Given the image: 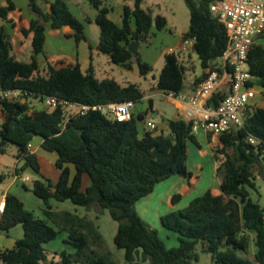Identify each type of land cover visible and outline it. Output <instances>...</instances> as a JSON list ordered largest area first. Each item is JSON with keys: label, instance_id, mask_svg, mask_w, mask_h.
<instances>
[{"label": "trees", "instance_id": "16d2710c", "mask_svg": "<svg viewBox=\"0 0 264 264\" xmlns=\"http://www.w3.org/2000/svg\"><path fill=\"white\" fill-rule=\"evenodd\" d=\"M27 1L33 18L29 28H23L21 33L25 38L32 36L29 61L15 56L10 31L5 24L0 26V119H3L0 154H9L14 146L16 157L24 161L17 173L27 168L39 173L40 164L30 147L40 136L42 148L58 155L56 167L60 178L57 183L48 179L33 183L31 191L44 202L45 219L36 217L16 195L7 194L0 231L8 234L21 225L24 236L12 249H0V263L119 264L94 218L55 210L53 200L70 201L74 206L97 213L107 210L117 222L114 245L124 252L127 264H197L199 250L211 255L215 264H264V209L252 199L250 192L257 190L256 171L264 176V107L251 106L242 127L219 136L216 154L225 157L217 169L221 193L209 190L185 208L161 217L162 226L179 235L178 246L168 247L158 230L142 219L136 204L172 176L192 178L188 169V143L198 144L193 120H170L168 133L147 129L140 136L135 114L129 121H118L97 110L81 115L61 107H45L47 97L88 106L124 101L136 104L146 92L137 84L122 86L114 79L97 78L92 63L84 72L78 62L59 68L49 62L45 53L46 26L55 30L70 27L73 33L66 37L78 45L88 42L86 23L92 20L89 17L85 22L80 20L66 0H53L49 11L42 8L40 0ZM87 1L96 11L94 22L100 30L98 51L125 69L137 66L143 76L152 72V66L129 47L133 42H149L154 27L166 29V17L154 16L152 9H144L145 0H134L132 7L124 5L122 24L118 25L110 19L111 9L103 0ZM184 1L190 12V26L183 34V42L193 40L192 52L203 69L194 86L207 77L209 70L215 69L227 48L228 36L225 25L211 12L215 0ZM15 9L11 0L6 6L0 5V19L7 21ZM261 39L264 33L258 38ZM184 50L182 45L179 51L165 56L156 88L167 95L179 96L186 90L189 68L184 61ZM41 56L46 60L44 66L39 61ZM247 62L258 86L264 90V44L253 45ZM10 91L18 96H6ZM228 93V88H222L210 103L218 105ZM30 99L42 105L32 104ZM68 165L76 169L73 177ZM85 174L91 184L83 191ZM5 178V174H0V182ZM181 198V194H175L172 204L176 205ZM60 233L67 235L64 242L74 252H50L45 248ZM252 243L255 253L250 258Z\"/></svg>", "mask_w": 264, "mask_h": 264}, {"label": "crops", "instance_id": "0c3cea01", "mask_svg": "<svg viewBox=\"0 0 264 264\" xmlns=\"http://www.w3.org/2000/svg\"><path fill=\"white\" fill-rule=\"evenodd\" d=\"M11 1L15 4L16 9L9 14L7 21L0 19V26L5 24L7 28H9V25L13 26L14 24L13 26L14 29L18 30V27L21 22V21L19 22V19L21 18L22 15L26 14L28 16V20L26 21L27 22L26 24H23L20 27L19 30L21 32L23 28H29L30 20L33 18V14L28 9L27 0H11ZM52 1L53 0H40V4L44 10L49 11L50 3ZM66 1L69 4L72 12L80 20L85 22V19L87 17H89L92 20L91 23H86V25H91L95 23L94 18L96 16V11L89 4L87 0H66ZM126 4L132 7L134 5V0L126 1V3L122 5V8ZM0 5L1 6L8 5V0H0ZM142 7L144 9H149L148 7L145 6V1L142 4ZM122 14L120 16V20L118 21H115L111 18V12L109 14V17L115 23L121 25ZM13 15H17L16 16L17 19ZM153 15L155 16L154 12ZM46 27H47L46 30L47 39L45 45V53L47 56V60L51 62L53 65H55L58 59L63 58V56H66L69 57L71 64H75L77 62L80 63L81 69L84 72H86L90 66V63H92L93 71L97 78L101 80L114 79L122 86H126L129 83L137 84L140 87V89L146 92V95L143 99L151 100L152 107H149L147 111H145L144 113H140L136 111V104L134 109V114L137 119L140 136H142L144 131L147 130L146 128L147 121H152L156 125L157 130L168 133L167 124L170 120L183 119L189 121L194 119L188 116L189 111L193 110L189 100L193 95L196 87L198 86V85L193 86L194 80L196 78L201 77L196 75L194 69H191L192 76L190 81L186 82V90L184 92L186 98L183 99L178 96L167 95L156 88L159 75L154 74L153 71L143 76L140 74L137 66H134V69L132 70H128L112 63L107 55L98 51L97 46L99 43V39L96 41L92 40L90 38V35L88 34L87 27L85 32L88 38V42H81L79 43V45L76 44V49L74 50L75 55L74 54L69 55L64 51H62L63 50L62 48L56 49L54 46L56 42L60 43L63 40L74 41V39L66 37V35L73 33V30L70 27H64L63 29L60 30L52 29L50 26H46ZM187 31L188 30L177 32L176 30H173L172 27L169 26V21L167 19L166 29L158 30L154 27L149 42L139 44L138 53L140 54L141 59L143 60V62H146L149 65H151L152 68H154V66H158L160 63H161V68H163L165 64V56L166 54H168V50L165 48H159L158 40H162L166 44L167 43L171 44V47L169 48H173L175 52H177L181 49L183 45V34L186 33ZM31 39L32 36H29L28 38L24 37V40L28 45V47L30 48V51H31ZM51 39L53 40L51 41ZM90 45L92 46V49H90ZM79 47H85L84 51L87 57V59L85 60L86 67H84L83 62L80 61L79 59V55L77 52ZM188 48H190L192 51L193 45ZM91 57L92 60H90ZM190 58H192V55H190ZM39 61L41 66H44L46 60L43 56L39 57ZM256 106L264 107V98L261 97L258 98ZM195 137L198 144L194 143L193 141H189L188 143V169L193 174L192 178L188 180L178 175L172 176L171 178L157 184L154 191L150 195L142 198L136 204V208L140 216L142 217L141 214L143 212V214H145V217L142 218L149 225H150L149 222H152V224L154 225V227L152 226V228L154 229H157L155 225H158L159 222H161V217L163 215L177 209L185 208L194 198L204 195L207 191L211 190L216 194L221 193L220 190L221 180L217 174V169L224 162L225 157L223 155L216 154V150L220 146V138L219 136L207 132L204 129H199L195 133ZM42 142H43V138L37 136L32 141L30 147V152L37 156L38 162L40 164V172L37 173L32 168H27L26 170L34 171L38 176L37 180L48 179L53 183H57L60 178V170H58L56 167V161L58 159V155L56 153H52L44 150L42 148ZM195 147L199 148L198 151H196ZM16 154H17L16 148L10 149L9 154H4V155L0 154V174H5L1 172V168H5L7 170L13 171V179L7 182V179L5 178L4 181L0 182V196L6 198L7 194L16 195L24 202L25 207L28 210L32 211L36 217L45 219V216L43 214V209L45 208L44 202L36 195H34L32 191H29V188L26 186L27 182H24V179L27 177L25 178L21 177V175L26 170L20 174L17 173V170L21 169V167L24 165V161L18 159L16 157ZM207 156L212 158V161H210L211 163L205 160ZM42 157L48 159L49 162L55 166L56 171L45 170L43 161H41ZM68 167L70 169L71 176L73 177L74 174L76 173V169L73 165H68ZM208 173H209L208 177H210L209 180L206 178ZM20 178H22L21 180L22 183L20 184L22 185L24 190L20 188V186H18ZM28 178H29L28 182H30L32 179L30 177ZM90 184H91L90 177L87 174H85L83 176V181H82V190L85 191ZM256 186H257L256 191L250 190L251 197L254 201H257L264 209V192L261 189L262 187L260 186V182L258 181V176L256 180ZM174 194L182 195L181 200L176 205L172 204V197L174 196ZM57 203H62V204L58 205ZM51 204L55 210H69L71 212L79 214L80 216L89 215L92 218L96 219L95 216H92V212L94 211H87L83 207L74 206L70 201L57 202L52 200ZM1 215L2 212L0 211V217ZM96 224L98 225L97 221ZM114 233L112 235L113 237L115 236ZM23 236H24V230L21 225H18L13 229H11L8 234H5L4 232L0 231V249L2 250L12 249L15 246L16 241L18 239H21ZM66 237L67 235L65 236L64 240L66 239ZM51 243L52 242L45 245V248L50 252H58V253L62 251H67L69 253L74 252V249L71 246H70L71 248L69 249L66 248L69 245L65 244L66 247H59V246L52 247ZM176 246L178 245H174L172 247H176ZM199 253H200V261L197 264H215L211 258V255L203 253L200 250ZM254 253L255 250H254V245L252 243L250 246L249 257L253 258ZM123 256H124V252H123ZM203 258H205V261H203Z\"/></svg>", "mask_w": 264, "mask_h": 264}, {"label": "built area", "instance_id": "2783aa9c", "mask_svg": "<svg viewBox=\"0 0 264 264\" xmlns=\"http://www.w3.org/2000/svg\"><path fill=\"white\" fill-rule=\"evenodd\" d=\"M210 8L225 25L228 44L215 69L209 70L207 77L196 87L189 100L193 110L189 111L188 116L194 118V134L199 129H204L221 136L233 128L242 127L246 111L257 105L258 98H264V90L262 88L258 90L260 86L257 84V78L250 72L247 62L249 51L264 33V0H215ZM192 45L193 40L183 42L184 49ZM173 52H175L173 48L168 49V54ZM224 87L229 89V93L218 105L210 103L214 94ZM5 95L16 98L18 93L10 91ZM178 97L186 98L184 93ZM44 105L47 108L61 107L68 111L74 108L75 111L71 113L81 115L89 110H97L118 121L131 120L135 109L133 101L88 106L57 97H47ZM146 128L154 131L156 125L152 121H147ZM251 141L254 142L253 139ZM28 181V177L24 179V182ZM5 206L6 198L0 196L1 212Z\"/></svg>", "mask_w": 264, "mask_h": 264}, {"label": "rangeland", "instance_id": "374dc122", "mask_svg": "<svg viewBox=\"0 0 264 264\" xmlns=\"http://www.w3.org/2000/svg\"><path fill=\"white\" fill-rule=\"evenodd\" d=\"M103 1H104V5L108 6L111 9V18L115 21L120 20V16H121L122 11H123L122 5L124 3H126V1H124V0H103ZM145 6L148 7L149 9H152L155 15L161 14L163 16H166L168 21H169V26L172 27L173 30L180 32V31H184V30L189 29L190 12H189V9L186 6L184 0H145ZM13 16H15V18H16L17 15H13ZM22 20H23V22H22ZM27 20H28V16L26 14L22 15L21 18L19 19V22L20 21L21 22H20V25L18 27V30L14 29V27L10 26V25L8 28L10 33H11L12 42H14L13 43V53L15 54V56L18 59H20L22 61H29L30 55H31L30 48L26 44L24 37L19 30L23 24L27 23L26 22ZM8 24H10V23H8ZM86 27H87L88 34L90 35V38L92 40L96 41L100 38V30H99V27L96 25V23H93L91 25H86ZM19 34H20V36H19ZM52 40L53 39H51V41ZM257 43L264 44V39L258 40ZM54 46L56 49L62 48L63 49L62 51H64L65 53H67L69 55H71V54L75 55L74 50L76 49V43L73 40L72 41L63 40L60 43L56 42ZM158 47L159 48H165L168 50L169 47H171V44H169V43L166 44L164 41L158 40ZM84 48L85 47H79L77 52H78L80 61H82L84 64V67H86L85 60L87 59V57H86ZM183 53L185 54L184 55V61H186L185 64L189 68V70L187 72V76H186V82H188V81H190L191 76H192L191 69H194L196 75H198V76L202 75L203 69H202L199 58L197 57V55L195 53H193L191 51L190 48L185 49ZM189 55H192V58H190ZM70 64H71L70 59H69V57H66V56H63V58L58 59L55 63L56 67L67 66ZM161 70H162V68H161V63H160L158 66H154L153 73L156 75H160ZM260 89H261V87L258 88V90H260ZM29 101H30V103L35 104V105H39V106L42 105L41 102L34 100V99H30ZM148 108H149V100L143 99L141 101L136 102V111L137 112L144 113L145 111H147ZM69 110H70L69 111L70 113L75 111L74 108H71ZM2 122H3V119H0V125ZM157 132H160V130H157ZM12 148H15V147L11 146L10 149H12ZM195 149H196V151H198L199 148L195 147ZM205 160L207 162L211 163L210 161H212V158L207 156L205 158ZM41 161H43V165H44L45 170L56 171L55 166L52 163H50L48 159L42 157ZM1 172L5 173L7 182L9 180L13 179V171L7 170L5 168H1ZM256 174L258 176V181L260 182V186L262 187L261 189L264 192V176L260 175L258 171H256ZM208 176H209V173L206 176V178L209 180L210 177H208ZM21 177L22 178L30 177L32 179L30 182L26 183V186L29 188V191H31V189L33 187V183L38 178L37 174L32 170H26L21 175ZM22 178H20L18 186H20V188L23 189L22 185L20 184V183H22V181H21ZM57 204L61 205L62 203H57ZM141 215H142V217H145V214H143V212ZM92 216L96 217L95 220L97 221V223L100 227V230L106 239V243L109 246V248L113 251L115 257L119 261V264H127L125 259H124V256H123V251L118 250L114 245V237L112 235H113L115 229L117 231V222H115L110 217L107 210H104L101 213H97V211H94V212H92ZM149 223H150L151 227L152 226L154 227L152 222H149ZM155 227L158 229L160 238L166 243V245L168 247L178 245L179 235L177 233L164 228L162 226L161 222H159L158 225H155ZM116 231H115V233H116ZM115 233H114V235H115ZM110 234H111L112 238H111ZM65 236H66L65 233H60L58 235V237L54 241H52L51 246L52 247H54V246L66 247L65 242H64ZM66 248L69 249L71 247L68 246ZM203 261H205V258H203Z\"/></svg>", "mask_w": 264, "mask_h": 264}, {"label": "water", "instance_id": "95a60500", "mask_svg": "<svg viewBox=\"0 0 264 264\" xmlns=\"http://www.w3.org/2000/svg\"><path fill=\"white\" fill-rule=\"evenodd\" d=\"M139 42H133L131 45H130V47H129V49H130V51L133 53V54H137L138 53V47H139Z\"/></svg>", "mask_w": 264, "mask_h": 264}]
</instances>
